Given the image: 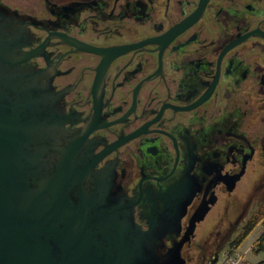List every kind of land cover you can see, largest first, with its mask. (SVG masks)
I'll return each instance as SVG.
<instances>
[{"label": "flooded vegetation", "instance_id": "flooded-vegetation-1", "mask_svg": "<svg viewBox=\"0 0 264 264\" xmlns=\"http://www.w3.org/2000/svg\"><path fill=\"white\" fill-rule=\"evenodd\" d=\"M0 14L35 52L22 70L52 86L66 127L89 131L138 223L169 192L192 194L163 252L194 226L191 263L215 210L231 231L263 220L264 0H0Z\"/></svg>", "mask_w": 264, "mask_h": 264}, {"label": "water", "instance_id": "water-1", "mask_svg": "<svg viewBox=\"0 0 264 264\" xmlns=\"http://www.w3.org/2000/svg\"><path fill=\"white\" fill-rule=\"evenodd\" d=\"M3 25L0 14V264H186L182 247L194 226L167 252L162 246L179 233L178 207L192 194L169 192L164 213L147 229L138 223L114 169L99 167L105 154L89 131L65 126L52 86L22 70L35 52L8 39Z\"/></svg>", "mask_w": 264, "mask_h": 264}, {"label": "rangeland", "instance_id": "rangeland-1", "mask_svg": "<svg viewBox=\"0 0 264 264\" xmlns=\"http://www.w3.org/2000/svg\"><path fill=\"white\" fill-rule=\"evenodd\" d=\"M255 194V200L260 198L262 200L264 199V196H262L263 192L261 190H257ZM217 212L218 210H215L209 216L208 220L200 225L198 231L196 232L195 241L200 242L201 246H198L193 253H191L194 258L189 264H206L205 261L209 258L212 252V256L219 252L218 254L222 257L227 252L241 253L243 255L241 264H259V261L264 258V252L257 253L255 245L258 237L264 231V218L240 244L236 245L238 238L243 232L244 220L238 226H233L234 228L232 227V231L231 225L229 227L226 225L217 227L216 222L219 219ZM217 244L219 247H216Z\"/></svg>", "mask_w": 264, "mask_h": 264}, {"label": "trees", "instance_id": "trees-1", "mask_svg": "<svg viewBox=\"0 0 264 264\" xmlns=\"http://www.w3.org/2000/svg\"><path fill=\"white\" fill-rule=\"evenodd\" d=\"M260 218L253 220L249 223V225L243 230L240 237L238 238L236 245L240 244L244 238H246L256 227V225L260 222ZM255 250L257 253L264 252V231L263 233L258 237L255 245ZM259 264H264V259L259 261Z\"/></svg>", "mask_w": 264, "mask_h": 264}, {"label": "built area", "instance_id": "built-area-1", "mask_svg": "<svg viewBox=\"0 0 264 264\" xmlns=\"http://www.w3.org/2000/svg\"><path fill=\"white\" fill-rule=\"evenodd\" d=\"M243 255L241 253H230L227 252L221 256L217 264H241Z\"/></svg>", "mask_w": 264, "mask_h": 264}, {"label": "crops", "instance_id": "crops-1", "mask_svg": "<svg viewBox=\"0 0 264 264\" xmlns=\"http://www.w3.org/2000/svg\"><path fill=\"white\" fill-rule=\"evenodd\" d=\"M262 259H264V258H262Z\"/></svg>", "mask_w": 264, "mask_h": 264}]
</instances>
